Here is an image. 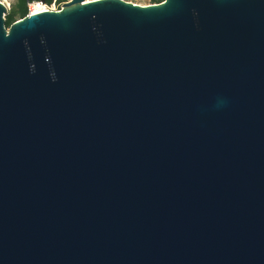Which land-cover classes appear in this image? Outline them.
I'll use <instances>...</instances> for the list:
<instances>
[{
    "label": "water",
    "instance_id": "1",
    "mask_svg": "<svg viewBox=\"0 0 264 264\" xmlns=\"http://www.w3.org/2000/svg\"><path fill=\"white\" fill-rule=\"evenodd\" d=\"M8 14L0 264H264V0Z\"/></svg>",
    "mask_w": 264,
    "mask_h": 264
},
{
    "label": "trees",
    "instance_id": "2",
    "mask_svg": "<svg viewBox=\"0 0 264 264\" xmlns=\"http://www.w3.org/2000/svg\"><path fill=\"white\" fill-rule=\"evenodd\" d=\"M58 4L63 3L65 0H56ZM152 4L162 3L163 0H149ZM34 2H41V0H17L14 7L9 11L6 16V26L9 28L16 21L23 19L28 14V6ZM54 0H46L45 4L50 6Z\"/></svg>",
    "mask_w": 264,
    "mask_h": 264
},
{
    "label": "rangeland",
    "instance_id": "3",
    "mask_svg": "<svg viewBox=\"0 0 264 264\" xmlns=\"http://www.w3.org/2000/svg\"><path fill=\"white\" fill-rule=\"evenodd\" d=\"M0 1L7 6L9 11L14 7V5L17 2V0H0ZM70 1L71 0H65L63 3L58 4V2L56 0H54V2L48 7H49V9H58L59 10V9H62V7L64 6L65 3H68ZM86 1H93V0H86ZM123 1L130 2L133 4H137V5H141V6H147V5L152 4L149 0H123Z\"/></svg>",
    "mask_w": 264,
    "mask_h": 264
},
{
    "label": "built area",
    "instance_id": "4",
    "mask_svg": "<svg viewBox=\"0 0 264 264\" xmlns=\"http://www.w3.org/2000/svg\"><path fill=\"white\" fill-rule=\"evenodd\" d=\"M36 5L37 6L41 5L42 10H46V11H59V10H61V9H59V10L58 9H49L48 5H46V4L42 3V2H34V3L29 4V6H28V14L26 15V17H28V16H30L32 14H35L34 7Z\"/></svg>",
    "mask_w": 264,
    "mask_h": 264
},
{
    "label": "bare ground",
    "instance_id": "5",
    "mask_svg": "<svg viewBox=\"0 0 264 264\" xmlns=\"http://www.w3.org/2000/svg\"><path fill=\"white\" fill-rule=\"evenodd\" d=\"M43 11H46V10H42L41 5H39V6L36 5V6L34 7V12H35V13H37V12H43Z\"/></svg>",
    "mask_w": 264,
    "mask_h": 264
},
{
    "label": "flooded vegetation",
    "instance_id": "6",
    "mask_svg": "<svg viewBox=\"0 0 264 264\" xmlns=\"http://www.w3.org/2000/svg\"><path fill=\"white\" fill-rule=\"evenodd\" d=\"M66 4V3H65Z\"/></svg>",
    "mask_w": 264,
    "mask_h": 264
}]
</instances>
